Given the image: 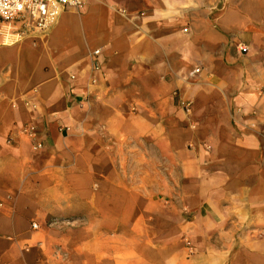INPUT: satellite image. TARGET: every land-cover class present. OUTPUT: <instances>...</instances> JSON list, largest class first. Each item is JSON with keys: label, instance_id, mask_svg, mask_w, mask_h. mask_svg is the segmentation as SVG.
<instances>
[{"label": "crops", "instance_id": "0c3cea01", "mask_svg": "<svg viewBox=\"0 0 264 264\" xmlns=\"http://www.w3.org/2000/svg\"><path fill=\"white\" fill-rule=\"evenodd\" d=\"M82 1L0 44V264H264V0Z\"/></svg>", "mask_w": 264, "mask_h": 264}, {"label": "built area", "instance_id": "2783aa9c", "mask_svg": "<svg viewBox=\"0 0 264 264\" xmlns=\"http://www.w3.org/2000/svg\"><path fill=\"white\" fill-rule=\"evenodd\" d=\"M83 5L82 0H0V22L20 24L18 37L33 30L47 32L64 12L70 9L80 10ZM241 49L247 50L244 46ZM99 53L100 50L94 52L95 55ZM199 71L197 68L193 73ZM25 131L34 134L35 128L27 127ZM36 147L42 148L43 144L38 142ZM34 227L37 228V224Z\"/></svg>", "mask_w": 264, "mask_h": 264}, {"label": "rangeland", "instance_id": "374dc122", "mask_svg": "<svg viewBox=\"0 0 264 264\" xmlns=\"http://www.w3.org/2000/svg\"><path fill=\"white\" fill-rule=\"evenodd\" d=\"M19 26H20V24H18L16 22H14V23H9V22L2 23V22H0V44L1 43H9L13 40H16L17 31L19 30ZM122 163L124 165H127L128 162L124 161ZM152 164H155V162H152ZM156 164H157V162H156Z\"/></svg>", "mask_w": 264, "mask_h": 264}]
</instances>
